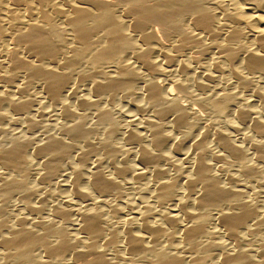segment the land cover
Returning a JSON list of instances; mask_svg holds the SVG:
<instances>
[{
  "label": "bare ground",
  "instance_id": "6f19581e",
  "mask_svg": "<svg viewBox=\"0 0 264 264\" xmlns=\"http://www.w3.org/2000/svg\"><path fill=\"white\" fill-rule=\"evenodd\" d=\"M0 264H264V0H0Z\"/></svg>",
  "mask_w": 264,
  "mask_h": 264
},
{
  "label": "rangeland",
  "instance_id": "374dc122",
  "mask_svg": "<svg viewBox=\"0 0 264 264\" xmlns=\"http://www.w3.org/2000/svg\"><path fill=\"white\" fill-rule=\"evenodd\" d=\"M149 75V74H148ZM159 84H161V86H162V82H160L159 81ZM121 107V108H120ZM119 108V109H118ZM121 109V110H120ZM123 110V107L122 106H117V108H116V110L115 111H119V112H121ZM55 119V117L52 119L51 118V116H49V118H43V119H41V123L43 124V122L44 123H48V124H50L51 123V121H53ZM49 120H51V121H49ZM45 125V124H44ZM15 130H17V129H15ZM246 132H247V130H246ZM245 132V133H246ZM244 133V132H243ZM43 131L42 130H37V133H36V131L34 132H32V134L30 133L29 135H28V138H32L33 140L35 139H37V141L39 140V141H42V139H43ZM30 136V137H29ZM32 136V137H31ZM34 136V137H33ZM41 139V140H40ZM131 160H133L134 161V159H131ZM135 162V161H134Z\"/></svg>",
  "mask_w": 264,
  "mask_h": 264
}]
</instances>
